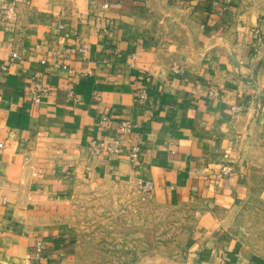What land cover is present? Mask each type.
Returning a JSON list of instances; mask_svg holds the SVG:
<instances>
[{
	"label": "crops",
	"instance_id": "1",
	"mask_svg": "<svg viewBox=\"0 0 264 264\" xmlns=\"http://www.w3.org/2000/svg\"><path fill=\"white\" fill-rule=\"evenodd\" d=\"M126 119L139 161L96 154ZM1 144L0 264L39 242L33 264H77L73 197L104 181L191 218L178 254L138 264H264L238 229L264 169V0H0Z\"/></svg>",
	"mask_w": 264,
	"mask_h": 264
},
{
	"label": "rangeland",
	"instance_id": "2",
	"mask_svg": "<svg viewBox=\"0 0 264 264\" xmlns=\"http://www.w3.org/2000/svg\"><path fill=\"white\" fill-rule=\"evenodd\" d=\"M152 190L141 182L80 185L71 212L78 231L77 264H138L147 256L178 254L191 218L182 209L156 201ZM248 194L238 229L264 256V169L250 179Z\"/></svg>",
	"mask_w": 264,
	"mask_h": 264
},
{
	"label": "built area",
	"instance_id": "3",
	"mask_svg": "<svg viewBox=\"0 0 264 264\" xmlns=\"http://www.w3.org/2000/svg\"><path fill=\"white\" fill-rule=\"evenodd\" d=\"M15 13V8L10 7L8 9V16L11 17ZM15 58H17V54L15 53L13 55ZM44 92V91H43ZM141 92V97L144 99H147L148 97V92L143 89ZM211 93L213 95H219V90L216 88H213ZM43 94V93H42ZM41 93L37 95V102L41 101ZM235 112H239L238 107H234ZM110 121V116L108 114H105L101 121L100 124L104 126ZM138 127V124L134 122L131 119H126L120 122L119 124V129H120V134L121 136L118 138H113L109 139L108 137H103L97 141H94V150L95 153H101V154H106L110 158H115L120 155L125 151L127 156L134 162L139 161L140 155H141V145L139 142H133L132 141V135L133 133L136 132ZM128 144L127 148H125V144ZM1 147L3 146L2 144L0 145ZM231 173V167L230 166H224L221 169V175L222 176H227L230 175ZM142 186L146 190H152L154 188V184L151 181H141ZM45 245L42 242H39L37 244L36 250L34 253L30 256V264H33L35 261L40 260L43 257V251H44Z\"/></svg>",
	"mask_w": 264,
	"mask_h": 264
}]
</instances>
